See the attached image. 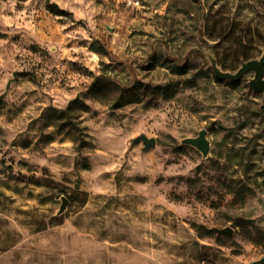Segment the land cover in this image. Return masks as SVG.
<instances>
[{
  "label": "rangeland",
  "instance_id": "1",
  "mask_svg": "<svg viewBox=\"0 0 264 264\" xmlns=\"http://www.w3.org/2000/svg\"><path fill=\"white\" fill-rule=\"evenodd\" d=\"M129 1L0 0V264L264 257V92L209 59L264 46L203 32L264 0ZM202 128L206 157L182 143Z\"/></svg>",
  "mask_w": 264,
  "mask_h": 264
},
{
  "label": "trees",
  "instance_id": "2",
  "mask_svg": "<svg viewBox=\"0 0 264 264\" xmlns=\"http://www.w3.org/2000/svg\"><path fill=\"white\" fill-rule=\"evenodd\" d=\"M242 7L247 8V11L244 13L245 20L241 18L236 20L237 14L239 15L242 11ZM222 12L223 10L219 8L214 13H210L206 19L203 25V32L208 39H230L233 44H238L243 48L264 46V3L262 6H259L255 2H246L244 5H240L233 13V18H227V22L224 21ZM228 12L232 13L230 9ZM214 15H217L218 18L211 20V16ZM228 28L230 31L226 32ZM236 30H240L242 33H236Z\"/></svg>",
  "mask_w": 264,
  "mask_h": 264
},
{
  "label": "water",
  "instance_id": "3",
  "mask_svg": "<svg viewBox=\"0 0 264 264\" xmlns=\"http://www.w3.org/2000/svg\"><path fill=\"white\" fill-rule=\"evenodd\" d=\"M209 59L211 62L212 69L215 75L220 79H228L231 81H238L247 71L253 70L254 74L248 80V85L251 89L256 91L264 92V52L259 58H252L248 60H242L240 67L236 71L223 69L216 60L214 54H209ZM207 129L202 128L198 135L189 136L182 139V143L190 144L195 146L198 150L202 152L203 157H206L210 150V141L207 138ZM143 143V151L153 147L156 143L154 137H148L145 134L138 135L131 139V143ZM66 197H63L62 205L59 209V212H63L66 204ZM219 235L229 234L233 235V228L231 226H226L223 228H214ZM250 264H264V257L253 260Z\"/></svg>",
  "mask_w": 264,
  "mask_h": 264
},
{
  "label": "built area",
  "instance_id": "4",
  "mask_svg": "<svg viewBox=\"0 0 264 264\" xmlns=\"http://www.w3.org/2000/svg\"><path fill=\"white\" fill-rule=\"evenodd\" d=\"M129 2H130V4H133V5L139 4V1L138 0H136V1L130 0Z\"/></svg>",
  "mask_w": 264,
  "mask_h": 264
}]
</instances>
